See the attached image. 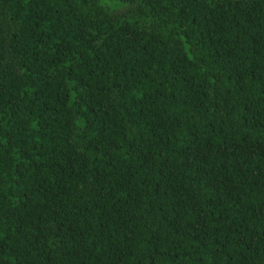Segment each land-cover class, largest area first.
<instances>
[{
    "label": "trees",
    "instance_id": "16d2710c",
    "mask_svg": "<svg viewBox=\"0 0 264 264\" xmlns=\"http://www.w3.org/2000/svg\"><path fill=\"white\" fill-rule=\"evenodd\" d=\"M0 264H264V0H0Z\"/></svg>",
    "mask_w": 264,
    "mask_h": 264
}]
</instances>
